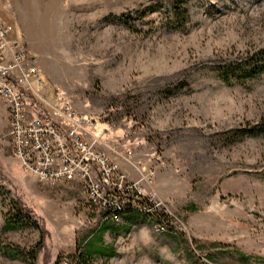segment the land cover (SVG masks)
I'll return each mask as SVG.
<instances>
[{"label":"rangeland","instance_id":"374dc122","mask_svg":"<svg viewBox=\"0 0 264 264\" xmlns=\"http://www.w3.org/2000/svg\"><path fill=\"white\" fill-rule=\"evenodd\" d=\"M14 39L43 80L34 115L66 103L130 181L176 218L185 247L142 217L107 220L77 180L38 181L13 156L0 100V264H243L264 259V73L222 68L264 50V0H11ZM1 98V97H0ZM257 129L256 135L243 130ZM19 203V205H18ZM18 205L41 224L7 231ZM109 223L114 233L100 236ZM115 257L87 258L91 246ZM231 252L233 258L223 253ZM195 256V257H194ZM84 257V258H83Z\"/></svg>","mask_w":264,"mask_h":264},{"label":"built area","instance_id":"2783aa9c","mask_svg":"<svg viewBox=\"0 0 264 264\" xmlns=\"http://www.w3.org/2000/svg\"><path fill=\"white\" fill-rule=\"evenodd\" d=\"M14 33L12 24H0V97L7 106L13 156L26 172L51 187L69 180L81 182L90 203L106 219L119 220V208L128 207L163 213L176 226L163 202L143 190L142 183L150 186L153 175L130 181L105 151L97 150L96 142L85 141L87 116L76 114L66 103L60 104L55 116L33 114L31 96L41 93L43 80L36 58L15 41ZM159 231L165 233V226L160 224Z\"/></svg>","mask_w":264,"mask_h":264},{"label":"trees","instance_id":"16d2710c","mask_svg":"<svg viewBox=\"0 0 264 264\" xmlns=\"http://www.w3.org/2000/svg\"><path fill=\"white\" fill-rule=\"evenodd\" d=\"M264 73V50H261L259 53L254 55H249L240 61H237L235 63H230V65H227L222 68V76L223 79L226 82H230L231 78L239 79L240 77H249V78H255L257 76H260V74ZM257 129H247L243 130L242 133L244 135L250 134V135H256ZM261 134L264 133V130L260 131ZM19 205V203H18ZM18 205L16 206V210H14V215H12L8 220H6V226L5 229L7 231L11 230H19L24 229L27 225L33 224L36 229L39 231L41 235V243L40 246H43L45 243L46 236L44 235L43 229L41 224L37 222L32 214L31 211L27 209H21ZM142 217L143 219L148 220L150 223L153 224H162L166 228V232L162 234H166L172 237H177L179 242L182 244V246L185 245V240L183 233L180 232L176 226L173 225V222L169 219L168 216H166L163 213H152V214H141L132 208L123 211L119 213V217L125 218L129 223L133 221L136 217ZM112 220V219H107ZM106 232L114 233L113 227L109 223H104L100 230V236H103ZM91 250H88L87 258L89 260H92L94 256H104L107 259H111L116 256L114 253L113 248L95 245L91 246ZM4 254L9 258H18L22 260L23 262L31 261L32 264L36 262L37 257V251L33 252H27L23 251L18 247H6L3 248ZM224 256L233 258V254L231 252H225L223 253ZM195 257V256H194ZM84 258V257H83ZM236 259H238L243 264H264V259L256 258V257H249L245 256L243 254H237ZM56 264H61L60 259L56 261ZM197 264H205L202 261H198Z\"/></svg>","mask_w":264,"mask_h":264},{"label":"crops","instance_id":"0c3cea01","mask_svg":"<svg viewBox=\"0 0 264 264\" xmlns=\"http://www.w3.org/2000/svg\"><path fill=\"white\" fill-rule=\"evenodd\" d=\"M11 5V0H0V24L9 23V21H11L13 16V12L11 11ZM0 100L3 102L6 111V116H8L7 106L2 100V98H0Z\"/></svg>","mask_w":264,"mask_h":264},{"label":"bare ground","instance_id":"6f19581e","mask_svg":"<svg viewBox=\"0 0 264 264\" xmlns=\"http://www.w3.org/2000/svg\"><path fill=\"white\" fill-rule=\"evenodd\" d=\"M126 210H128V207H120V208H119V213H120V212L123 213V211H126ZM135 211H137V212H139V213H141V214H144V215H145V214H152V213L148 212L147 209H145V210H135ZM159 227H160V225L156 224L155 229H156L157 231H159ZM159 232H160V231H159Z\"/></svg>","mask_w":264,"mask_h":264}]
</instances>
